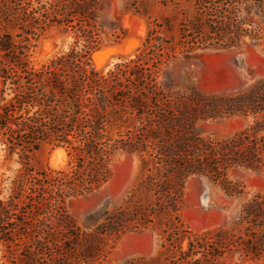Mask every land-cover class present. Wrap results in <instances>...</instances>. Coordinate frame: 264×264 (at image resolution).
Here are the masks:
<instances>
[{"label":"trees","instance_id":"16d2710c","mask_svg":"<svg viewBox=\"0 0 264 264\" xmlns=\"http://www.w3.org/2000/svg\"><path fill=\"white\" fill-rule=\"evenodd\" d=\"M159 1L193 6L175 40L152 28L136 58L105 73L92 63L104 31L101 0H0V143L26 159L45 145L62 147L75 164L69 173L25 164L0 184V251L11 264H103L115 242L146 231L161 236L167 264H227L220 260L231 255L264 261V193L242 205L232 228L195 233L181 218L192 177L239 198L245 186L229 173L264 172V80L238 95L172 91L158 82L177 50L261 41L262 31L246 21L243 6L264 20V0ZM54 24L85 44L35 70L30 59L37 31ZM165 25L170 31L169 21ZM232 118L250 122L224 138L199 127ZM118 151L139 155L142 175L122 206L93 230H82L65 202L106 184Z\"/></svg>","mask_w":264,"mask_h":264},{"label":"rangeland","instance_id":"374dc122","mask_svg":"<svg viewBox=\"0 0 264 264\" xmlns=\"http://www.w3.org/2000/svg\"><path fill=\"white\" fill-rule=\"evenodd\" d=\"M100 48L92 55V63L99 71L107 73L116 64L136 58L148 32L156 28L173 41L179 33L180 23L193 13L188 2L162 4L159 0H101ZM36 7L37 5L34 4ZM246 21L263 33L259 42L246 38L241 48L210 49L184 52L177 50L174 58L161 67L158 82L166 90L185 92L196 88L206 94L238 95L264 80V20L251 6H243ZM169 21L170 31L166 27ZM163 24L162 29L156 25ZM4 31L14 32L9 27ZM16 33V32H14ZM38 38L30 59L35 70L52 59L69 52L85 41L71 29L51 25L37 31ZM124 35V36H123ZM120 36V39H117ZM78 42V44H76ZM249 119L232 118L200 123L204 135L228 137L249 124ZM75 154V152L73 153ZM29 164L36 171H64L69 173L74 158L62 147L45 145L26 159L17 153H9L0 143V184L11 182ZM111 179L90 194L71 196L65 202L67 213L82 230L91 231L104 219L106 213L124 204L138 178L142 175L139 155L115 153ZM232 180L245 186L246 194L229 198L219 186L206 178L192 177L186 188L181 218L189 229L203 233L217 228H232L239 221L242 205L257 193H264V172L234 169L229 173ZM9 180V181H8ZM162 238L154 231L128 234L113 244L103 264H167ZM0 251V264H11ZM264 264L227 256L220 263Z\"/></svg>","mask_w":264,"mask_h":264}]
</instances>
